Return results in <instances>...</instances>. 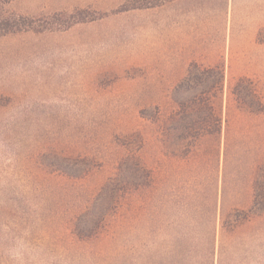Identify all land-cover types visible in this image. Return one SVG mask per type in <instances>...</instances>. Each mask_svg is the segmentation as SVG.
Segmentation results:
<instances>
[{
  "label": "rangeland",
  "instance_id": "374dc122",
  "mask_svg": "<svg viewBox=\"0 0 264 264\" xmlns=\"http://www.w3.org/2000/svg\"><path fill=\"white\" fill-rule=\"evenodd\" d=\"M0 6L38 21L61 14L53 30L0 37L5 264H129L140 238L138 195L129 211L110 218L100 241L76 243L67 229L115 174L125 155L121 142L135 132L153 170L150 218L158 239L168 227L216 225L220 264H264V214L221 240L222 211L250 205L264 161V110L242 114L230 99L233 84L250 78L264 104V0H0ZM78 12L84 21L68 23ZM214 67L225 75L220 160L210 138L197 141L189 158L173 155L162 129L178 111L175 98L214 95L217 76L202 75ZM191 68L193 82L176 92ZM78 157L98 166L84 175ZM53 160L66 170L41 165ZM106 205L92 208L90 225Z\"/></svg>",
  "mask_w": 264,
  "mask_h": 264
},
{
  "label": "trees",
  "instance_id": "16d2710c",
  "mask_svg": "<svg viewBox=\"0 0 264 264\" xmlns=\"http://www.w3.org/2000/svg\"><path fill=\"white\" fill-rule=\"evenodd\" d=\"M139 1L148 3L149 0ZM83 13L78 12L71 15L72 20L70 19L68 23L83 22L85 19ZM60 18L61 14H57L52 17L51 22L46 19L38 21L27 16L5 14L0 6V37L53 30L55 23L57 24ZM193 67L196 68L197 65H193ZM212 74L217 76L214 88L216 93L214 95H209L208 92L210 91H206L201 95L191 96L184 100L175 98L178 111L168 118L165 127L162 129V136L169 143L167 148L172 149L173 155L184 151V156H187L193 151L192 146L197 141L210 138L216 142L213 149L214 157L220 160L223 124L221 100L224 93L225 75L220 67L202 69V75L206 77V80L210 79ZM194 76L191 68L185 80L177 87L176 92L188 87L190 82H193ZM230 99L242 114L259 115L264 110L261 97L250 78H240L233 84L230 89ZM217 101L219 102L218 109L215 108ZM228 116L230 118L229 113ZM229 118L227 119L228 128L230 125ZM120 146L124 147L125 155L118 163L115 174L108 178L98 190L92 204H89L80 215L74 217L71 228L67 229L75 237L76 243L88 244L102 240L104 236L110 233L108 229L110 218L120 214L121 210L129 211L132 198L138 195L141 203L138 209L141 221L138 229L140 238L138 244L133 247L130 253L129 264H220L219 259H217L216 225L206 229H198L194 225L187 228V231L168 227V230L163 229L166 238L164 240L158 239L157 236L160 231L153 228L150 218L151 192L154 185L153 170L141 155L145 147L144 137L139 132L132 133L125 136ZM135 147L137 148L135 149ZM228 150L229 147L226 144V158L228 157ZM50 154L58 156L56 150H52ZM74 161L77 166H83L84 175H88L98 166L94 158L88 160L78 157ZM41 165L52 171L64 172L66 170L62 162L58 163L54 160ZM252 189L251 203L247 208L235 207L227 212L222 211L221 240H224L227 236H232L245 223L264 214V161L255 170ZM102 201L107 203L105 210L98 221L94 223L95 225H90L87 219L91 215V210ZM7 213L6 207H0V228L5 227L2 219L5 218L4 214ZM167 234L170 235L169 238ZM7 235V237H4L5 239H9V234ZM5 263V260L0 259V264Z\"/></svg>",
  "mask_w": 264,
  "mask_h": 264
}]
</instances>
